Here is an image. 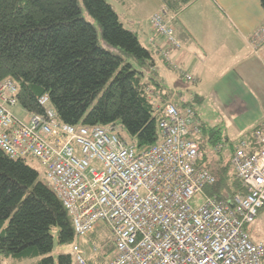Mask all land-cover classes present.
<instances>
[{
	"label": "built area",
	"instance_id": "2783aa9c",
	"mask_svg": "<svg viewBox=\"0 0 264 264\" xmlns=\"http://www.w3.org/2000/svg\"><path fill=\"white\" fill-rule=\"evenodd\" d=\"M150 25L164 39L161 56L170 60L182 47L162 9ZM251 44L254 49L264 44V25ZM15 96L11 82L0 85V151L10 159L38 162L74 236L105 225L112 251L104 264H264V244L251 241L247 232L264 207V122L253 133L252 149L243 140L230 159L245 194L229 203L205 196L193 209L191 199L215 178L198 165L202 155L192 109L167 103L158 123L160 142L137 154L112 126L76 128L48 108L19 119ZM47 102L43 96L38 104ZM91 254L105 257L98 247ZM71 258L72 264H88L77 245Z\"/></svg>",
	"mask_w": 264,
	"mask_h": 264
},
{
	"label": "trees",
	"instance_id": "16d2710c",
	"mask_svg": "<svg viewBox=\"0 0 264 264\" xmlns=\"http://www.w3.org/2000/svg\"><path fill=\"white\" fill-rule=\"evenodd\" d=\"M194 1L160 0L172 27ZM82 2L90 22L79 0H0V85L15 86L17 107L28 115L51 109L58 121L76 128L115 127L137 154L160 142L158 123L167 103L190 108L197 136L201 130L208 132L212 152L220 156L215 174L208 171L215 183L205 186L203 194L228 203L245 194L230 159L243 140L252 149L259 126L236 144L224 143L217 127L201 124L192 103L170 97L152 69V53L124 27L107 0ZM258 2L264 11V0ZM43 96L46 107L38 104ZM194 100L202 101L199 96ZM196 144L202 155L198 165L203 167L206 155ZM227 146L232 149L225 162L221 152ZM54 229L59 244L74 240L69 216L39 174L25 160L0 151V263L40 258L35 264H54ZM95 259H87L88 264H96ZM57 264H72V258L59 255Z\"/></svg>",
	"mask_w": 264,
	"mask_h": 264
},
{
	"label": "crops",
	"instance_id": "0c3cea01",
	"mask_svg": "<svg viewBox=\"0 0 264 264\" xmlns=\"http://www.w3.org/2000/svg\"><path fill=\"white\" fill-rule=\"evenodd\" d=\"M107 1L124 27L152 53V69L170 97L188 101L199 96L208 104L207 125L220 130L224 143L236 144L264 122V44L258 49L251 44L264 25L258 0H195L175 18L173 28L182 48L170 60L161 56L164 39L150 25V17L162 8L160 0Z\"/></svg>",
	"mask_w": 264,
	"mask_h": 264
},
{
	"label": "rangeland",
	"instance_id": "374dc122",
	"mask_svg": "<svg viewBox=\"0 0 264 264\" xmlns=\"http://www.w3.org/2000/svg\"><path fill=\"white\" fill-rule=\"evenodd\" d=\"M80 6L82 7V13L83 17L87 21H91L90 17L87 15L82 0H79ZM151 18V17H150ZM188 81V80H187ZM186 82V81H185ZM190 82V81H188ZM193 84L189 83V86H192ZM194 92V91H192ZM183 96V94H182ZM179 100V99H178ZM190 103L193 104L194 110L196 111L199 119L204 123V125L208 126L209 124V106L208 104L203 105L202 102H196L193 97H188L187 99ZM185 101V100H180ZM202 104V105H201ZM203 106V107H202ZM184 108L180 107V110ZM15 115L19 118L24 120L26 117V112L23 111L20 107H17L15 109ZM208 122V123H207ZM202 124V123H201ZM208 124V125H207ZM209 127V126H208ZM207 132L204 133L201 130V134L196 137V142L200 146L203 147L204 153L206 155V160L203 163V167L209 171L212 174H215V172L218 170L217 163H219L220 156L218 154H215V152H212V147L208 143V135ZM232 147L227 146V149H223L221 152V155L224 157V160L229 159L231 156ZM27 165H29L31 168H33L38 174H39V180L43 181L44 176L42 174V169L39 166L38 162L35 160L27 159L25 160ZM205 195L204 194H197L195 195L190 202V205L193 209H197L204 201ZM247 232L249 235V239L254 242H262L264 244V208L259 211V215L255 219V221L247 227ZM53 237H54V245L52 253H50V256L54 259V264H57V258L59 255H70L71 251L74 245L79 246V248L82 250L83 254L87 259H95V257H98V255L91 254V249L93 247L101 248L104 253L105 257L107 258L111 252V243H110V232L105 227L104 224H99L97 229L94 230V232L88 236L85 237H76L74 236V240L67 243V244H59L58 243V235H57V229L53 230ZM40 258L30 259V260H24V261H9L6 260L4 262H1L0 264H35Z\"/></svg>",
	"mask_w": 264,
	"mask_h": 264
}]
</instances>
